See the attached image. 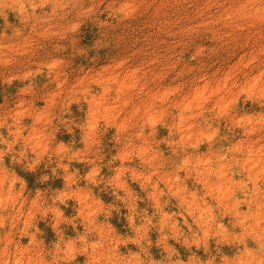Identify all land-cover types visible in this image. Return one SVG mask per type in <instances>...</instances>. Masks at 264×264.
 Instances as JSON below:
<instances>
[{"label":"rangeland","instance_id":"obj_1","mask_svg":"<svg viewBox=\"0 0 264 264\" xmlns=\"http://www.w3.org/2000/svg\"><path fill=\"white\" fill-rule=\"evenodd\" d=\"M0 264H264V0H0Z\"/></svg>","mask_w":264,"mask_h":264},{"label":"trees","instance_id":"obj_2","mask_svg":"<svg viewBox=\"0 0 264 264\" xmlns=\"http://www.w3.org/2000/svg\"><path fill=\"white\" fill-rule=\"evenodd\" d=\"M0 100H1V98H0Z\"/></svg>","mask_w":264,"mask_h":264}]
</instances>
